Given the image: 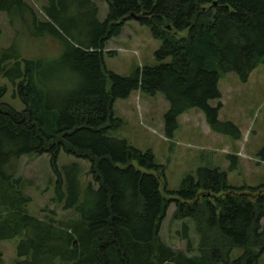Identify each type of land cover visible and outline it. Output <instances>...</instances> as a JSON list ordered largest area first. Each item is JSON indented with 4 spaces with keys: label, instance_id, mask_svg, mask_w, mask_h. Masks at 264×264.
Masks as SVG:
<instances>
[{
    "label": "trees",
    "instance_id": "16d2710c",
    "mask_svg": "<svg viewBox=\"0 0 264 264\" xmlns=\"http://www.w3.org/2000/svg\"><path fill=\"white\" fill-rule=\"evenodd\" d=\"M104 1L101 21L92 0H46L43 20L26 0H0L14 33L7 47L0 36V77L24 106L16 111L3 103L7 88L0 85V242L18 238L14 264H264V184L231 187L225 171L203 167L168 191L151 151L111 136L122 126L115 101L140 90L168 102V138L191 109L204 114L211 131L240 138L234 124L218 121L221 104L209 102L221 98L224 74L247 82L264 65V0ZM131 20L161 42L158 64L120 76L105 69L103 54ZM25 33L48 39L60 54L24 58L17 38ZM61 152L89 163L93 182L82 183L76 162L59 169ZM42 155L50 156L54 200L72 212L64 220L28 213L33 181L19 173L18 162ZM257 158L264 162V146ZM171 204L185 251L159 235ZM186 221L198 238L195 248ZM235 249L241 254L232 259Z\"/></svg>",
    "mask_w": 264,
    "mask_h": 264
},
{
    "label": "rangeland",
    "instance_id": "374dc122",
    "mask_svg": "<svg viewBox=\"0 0 264 264\" xmlns=\"http://www.w3.org/2000/svg\"><path fill=\"white\" fill-rule=\"evenodd\" d=\"M35 10L40 20L46 0H26ZM99 10V19L103 21L108 11L104 0H92ZM1 44L9 46L14 38L4 14L0 13ZM20 53L24 58L41 59L60 54L53 43L43 39L30 38L25 34L17 38ZM50 41V40H49ZM161 42L155 39L149 28L131 20L125 23L119 36L111 38L103 54V62L108 72L120 76H129L137 69L154 67L158 63L154 53ZM113 51L114 55L107 54ZM49 57V58H50ZM169 62L166 59L164 63ZM0 85L7 92L2 102L16 111L24 109L23 104L12 96L13 88L0 77ZM221 98L209 102L211 107L221 106L218 121L231 122L240 132V138L231 134L216 133L210 130L204 114L191 109L178 118V128L171 138L165 135L164 115L169 104L161 93L148 95L140 90L132 92L126 99L116 100L113 105L115 116L122 120V126L111 136L123 139L133 148L151 151L157 165L164 167L165 185L168 191L177 190L187 175H194L199 168H219L227 174V183L231 187L255 188L264 184V162L257 158V152L264 146V65H259L249 76L247 82H241L234 73L224 74L218 83ZM235 157V161L228 157ZM78 163L81 166L83 184L92 183L89 175L90 165L86 161L61 152L57 158V167ZM232 163L235 168L231 169ZM19 173L33 181V187L27 190L32 201L28 213L39 219L50 218L64 220L72 215L64 211L62 205L54 200L55 175L51 169L50 156H25L19 162ZM163 192V189L161 188ZM174 206L171 204L160 225L159 235L172 249L185 251V241L179 235L182 221H173ZM193 247L198 238L192 223L186 221ZM264 227V220L261 221ZM18 238L0 242V264H14ZM241 250L235 249L231 258L235 259Z\"/></svg>",
    "mask_w": 264,
    "mask_h": 264
}]
</instances>
